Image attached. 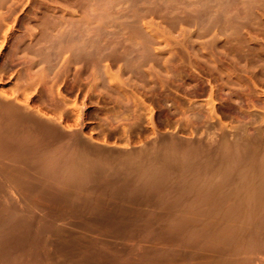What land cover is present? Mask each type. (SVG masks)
Returning a JSON list of instances; mask_svg holds the SVG:
<instances>
[{"label": "rangeland", "instance_id": "374dc122", "mask_svg": "<svg viewBox=\"0 0 264 264\" xmlns=\"http://www.w3.org/2000/svg\"><path fill=\"white\" fill-rule=\"evenodd\" d=\"M0 133V264H264V0H0Z\"/></svg>", "mask_w": 264, "mask_h": 264}, {"label": "bare ground", "instance_id": "6f19581e", "mask_svg": "<svg viewBox=\"0 0 264 264\" xmlns=\"http://www.w3.org/2000/svg\"><path fill=\"white\" fill-rule=\"evenodd\" d=\"M133 51H134V50H133ZM182 56H183V55H182ZM183 60H184V59H183ZM188 60H189V59H188ZM191 60H192V59H191ZM132 62H133V61H132ZM185 62H186V61H185ZM192 62H193V61H192ZM193 65H194V64H193ZM172 69H173V68H172ZM194 69H195V68H194ZM189 71H190V70H189ZM183 74H184V73H183ZM193 74H194V73H193ZM187 76H188V75H187ZM160 78H161V77H160ZM177 78H178V77H177ZM196 79H197V78H196ZM180 80H181V79H180ZM166 84H167V83H166ZM183 92H184V91H183ZM132 100H133V98H132ZM139 101H140V100H139ZM142 103H143V102H142ZM9 104H10V103H9ZM14 106H15V105H14ZM10 110H11V109H10ZM6 111H7V110H6ZM13 112H14V111H13ZM15 113H16V112H15ZM13 114H14V113H13ZM243 114H245V113H243ZM7 116H8V115H7ZM20 116H22V115H20ZM23 116H24V115H23ZM23 116H22V117H23ZM30 117H31V118H30ZM30 117H29L30 120H33L31 115H30ZM25 118H26V117H24V119H25ZM27 119H28V118H26V120H27ZM11 120H12V119H11ZM21 120H23V118H22ZM30 120L28 119L27 121H30ZM35 120H36V119H35ZM7 121H8V120H7ZM16 121H17V123L19 122L20 124H21V122H22V121H20V120H18V119H17ZM27 121H26V122H27ZM34 122H35V121H34ZM136 122H138V121H136ZM136 122H135V123H136ZM5 123H7V122H5ZM12 123H15V121L12 122ZM12 123H11V124H12ZM186 123H187V122H186ZM20 124H18V125L21 126ZM138 124H139V123H138ZM189 124H190V123H189ZM14 125H17V124L15 123ZM133 125H134V124H133ZM4 126H5V125H4ZM4 126H3V127H4ZM25 126H26V125H25ZM27 126H28V125H27ZM35 126H36V123H35ZM134 126H135V125H134ZM11 127H12V125H11ZM139 127H140V126H139ZM14 128H15V127H14ZM17 128H18V126H17ZM21 128H22V127H21ZM26 128H27V127H26ZM131 128H132V127H131ZM141 128H142V127H141ZM19 129H20V128H19ZM19 129H18V130H19ZM36 129H37V128H36ZM136 129H137V127H136ZM2 130H3V129H2ZM29 130H30V129H29ZM12 131H15V132H16L15 129L12 130ZM27 131H28V128H27ZM2 132H4V131H2ZM28 132H29V131H28ZM13 133H14V132H13ZM18 133H19V132H18ZM24 133H25V131H24ZM0 134H1V133H0ZM1 135H2V134H1ZM9 135H11V134H9ZM26 135H28V133H27ZM31 135H32V134H31ZM65 135H66V134H65ZM19 136H20V135H19ZM28 136H29V135H28ZM28 136H27V137H28ZM33 136H34V135H33ZM30 137H31V136H30ZM10 138H11V137H10ZM33 138H34V137H33ZM34 139H36V138H34ZM240 139H241V138H240ZM256 139H257V138H256ZM22 140H23V138H22ZM24 140H25V139H24ZM24 140H23V141H24ZM160 140H161V139H160ZM0 141H1V140H0ZM35 141H36V140H35ZM157 141H158V140H157ZM26 142H27V141H26ZM30 142H32L31 139H30ZM40 142H41V141H40ZM68 142H69V140H68ZM164 142H166V141H164ZM183 142H184V141H183ZM244 142H245V141H244ZM258 142H259V141H258ZM10 143H11V142H10ZM80 143L82 144L83 142L81 141ZM166 143H167V142H166ZM197 143H198V141H197ZM28 144H29V143H28ZM76 144H77V143H76ZM152 144H153V143H152ZM9 145H10V144H9ZM90 145H91V144H90ZM192 145H193V144H192ZM229 145H230V144H229ZM234 145H235V144H234ZM245 145H246V143H245ZM12 146H13V145H12ZM25 146H26V144H25ZM55 146H56V145H55ZM153 146H154V144H153ZM159 146H160V145H159ZM166 146H167V145H166ZM166 146H165V147H166ZM180 146H181V145H180ZM225 146H226V145H225ZM235 146H236V145H235ZM73 147H74V145H73ZM75 147H76V146H75ZM167 147H168V146H167ZM194 147H195V146H194ZM194 147H193V148H194ZM232 147H233V146H232ZM7 148H8V147H7ZM55 148H56V147H55ZM55 148H54V149H55ZM67 148H68V147H67ZM77 148H78V147H77ZM183 148H184V147H183ZM186 148H187V147H186ZM188 148H189V147H188ZM198 148H199V147H198ZM252 148H253V147H252ZM73 149H74V148H73ZM140 149H141V148H140ZM151 149H153V148H151ZM195 149H196V148H195ZM227 149H228V148H227ZM17 150H18V149H17ZM71 150H72V149H70V151H71ZM76 150H77V149H76ZM81 150H82V149H81ZM155 150H156V149H155ZM183 150H184V149H183ZM198 150H200V149H198ZM198 150H197V151H198ZM222 150H224V149H222ZM237 150H238V149H237ZM249 150H251V149L249 148ZM259 150H260V149H259ZM27 151H28V150H27ZM64 151H65V150H64ZM66 151H67V150H66ZM100 151H101V150H100ZM135 151H136V150H135ZM160 151H161V150H160ZM160 151H159V152H160ZM189 151H190V150H189ZM202 151H203V150H202ZM202 151H200V152H202ZM205 151H206V150H205ZM257 151H258V150H257ZM19 152H20V151H19ZM79 152H80V151H79ZM97 152H98V151H97ZM97 152H96V153H97ZM168 152H169V151H168ZM168 152H167V153H168ZM187 152H188V151H187ZM238 152H239V151H238ZM241 152H242V151H241ZM247 152H248V151H247ZM72 153H73V152H72ZM107 153H108V152H107ZM137 153H139V152H137ZM140 153H141V152H140ZM181 153H184V152H181ZM185 153H186V152H185ZM194 153H195V152H194ZM218 153H219V152H218ZM233 153H234V152H233ZM252 153H254V151H253ZM35 154H36V153H35ZM101 154H102V153H101ZM117 154H118V153H117ZM120 154H121V153H120ZM120 154H119V155H120ZM134 154H136V153H134ZM149 154H150V153H149ZM205 154H206V153H205ZM205 154H204V152H203V155H205ZM212 154H213V153H212ZM215 154H216V153H215ZM33 155H34V154H33ZM58 155H60V154H58ZM112 155H113V154H112ZM139 155H140V154H139ZM179 155H180V154H179ZM189 155H190V154H189ZM198 155H199V153H198ZM221 155H222V154H221ZM251 155H252V154H251ZM77 156H78V155H77ZM79 156H80V155H79ZM86 156H87V155H86ZM114 156H115V155H114ZM127 156H128V155H127ZM127 156H125V157H127ZM195 156H196V155H195ZM211 156H212V155H211ZM213 156H214V154H213ZM225 156H226V155H225ZM233 156H234V155H233ZM57 157H58V156H57ZM72 157H73V156H71V158H69V159H72ZM119 157H120V156H119ZM119 157H118V158H119ZM128 157H130V154H129ZM138 157H139V156H138ZM140 157H141V155H140ZM149 157H150V156H149ZM181 157H182V156H181ZM196 157H198V156H196ZM228 157H229V156H228ZM234 157L236 158V156H234ZM58 158H59V157H58ZM75 158H78V157H75ZM81 158H82V157H81ZM184 158H185V156H184ZM231 158H232V157H231ZM231 158H230V159H231ZM251 158H252V157H251ZM256 158H257V157H256ZM59 159H60V158H59ZM120 159H121V158H120ZM158 159H159V158H158ZM190 159H191V158H190ZM210 159H211V158H210ZM210 159H209V160H210ZM44 160H45V159H44ZM66 160H67V159H66ZM73 160H74V158H73ZM76 160H77V159H76ZM76 160H75V161H76ZM90 160H92V158H91ZM126 160H127V159H126ZM136 160H137V159H136ZM153 160H154V159H153ZM185 160H187V159H185ZM188 160H189V159H188ZM193 160H194V159H193ZM204 160H205V159H204ZM204 160H203V161H204ZM223 160H224V159H223ZM232 160H234V159H232ZM246 160H247V159H246ZM60 161H61V160H60ZM77 161H78V160H77ZM79 161H81V160H79ZM79 161H78V162H79ZM88 161H89V159H88ZM88 161H87V162H88ZM133 161H134V160H133ZM142 161H143V160H142ZM183 161H184V160H183ZM189 161H190V160H189ZM191 161H192V159H191ZM205 161H206V160H205ZM221 161H222V160H221ZM42 162H43V161H42ZM57 162L59 163V161H57ZM78 162H77V163H78ZM143 162H144V161H143ZM152 162H153V161H152ZM235 162H236V161H235ZM238 162H239V160H238ZM263 162H264V161H263ZM80 163H81V162H80ZM85 163H86V161H85ZM85 163H84V164H85ZM102 163H103V162H102ZM148 163H149V161H148ZM209 163H210V162H209ZM246 163H247V162H246ZM44 164H45V162H44ZM60 164H61V162H60ZM82 164H83V162H82ZM106 164H107V163H106ZM124 164H125V163H124ZM124 164H123V165H124ZM129 164H130V163H129ZM141 164H142V163H141ZM143 164H144V163H143ZM184 164H185V162H184ZM45 165H46V164H45ZM101 165H102V164H101ZM107 165L109 166V163H108ZM113 165H114V164H113ZM220 165H222V164H220ZM71 166H72V165H71ZM73 166H74V165H73ZM78 166H79V165H78ZM85 166H86V165H85ZM91 166H92V164H91ZM104 166H105V164H104ZM104 166H102V167H104ZM117 166H118V165H117ZM125 166H127V165H125ZM130 166H133V164H131ZM197 166H199V165H197ZM202 166H203V165H202ZM239 166H240V165H239ZM262 166H263V165H262ZM262 166H261V167H262ZM76 167H77V166H76ZM76 167L74 166V168H76ZM87 167H88V166H87ZM92 167H93V166H92ZM97 167H98V166H97ZM147 167H148V166H147ZM147 167H146V168H147ZM149 167H150V166H149ZM177 167H178V166H177ZM181 167H183V166L181 165ZM186 167H187V166H186ZM191 167H192V166H191ZM194 167H196V166H194ZM204 167H205V166H204ZM217 167H218V166H217ZM221 167H222V166H221ZM259 167H260V166H259ZM71 168H72V167H71ZM79 168H80V167H79ZM98 168H99V167H98ZM104 168H106V167H104ZM108 168H109V167H108ZM112 168H114V167H112ZM141 168H142V167H141ZM249 168H250V167H249ZM51 169H52V168H51ZM80 169H81V168H80ZM109 169H110V168H109ZM130 169H132V168L130 167ZM137 169H138V167H137ZM149 169H150V168H149ZM182 169H183V168H182ZM185 169H186V168H185ZM211 169H212V167H211ZM262 169H263V168H262ZM262 169H261V170H262ZM49 170H50V168H49ZM49 170H48V171H49ZM74 170H75V169H74ZM82 170H83V169H82ZM86 170H87V168H86ZM92 170H93V169H92ZM100 170H101V169H100ZM110 170H111V169H110ZM125 170H126V169H125ZM144 170H145V169H144ZM213 170H214V169H213ZM227 170H228V169H227ZM76 171H77V170H76ZM105 171H106V170H105ZM112 171H113V170H112ZM122 171H123V170H122ZM132 171H133V170H132ZM136 171H137V170H136ZM138 171H139V170H138ZM180 171H181V169H180ZM198 171H199V170H198ZM246 171H247V170H246ZM50 172H51V171H50ZM52 172H53V171H52ZM71 172H72V171H71ZM98 172H99V169H98ZM98 172H97V173H98ZM114 172H115V171H114ZM125 172H126V171H125ZM127 172H129V171H127ZM149 172H150V171H149ZM225 172H226V170H225ZM258 172H261V171H258ZM55 173H56V172H55ZM55 173H54L53 175H55ZM79 173H80V171H79ZM110 173H111V172H110ZM117 173H118V172H117ZM131 173H133V172H131ZM139 173H140V172H139ZM146 173H147V172H146ZM155 173H156V172H155ZM178 173H180V172H178ZM193 173H195V172H193ZM226 173H227V172H226ZM107 174H108V173H107ZM182 174H183V173H182ZM185 174H186V173H185ZM191 174H192V172H191ZM212 174H213V173H212ZM69 175H70V174H69ZM76 175H77V174H76ZM88 175H89V174H88ZM122 175H123V174H122ZM122 175H121V176H122ZM124 175H125V177H126V174H124ZM128 175H131V174H128ZM133 175H134V174H133ZM137 175H138V174H137ZM192 175H193V174H192ZM194 175H195V174H194ZM210 175H211V174H210ZM216 175H219V174L217 173ZM225 175H226V174H225ZM225 175H224V176H225ZM233 175H234V174H233ZM260 175H261V174H260ZM55 176H56V175H55ZM83 176H84V175H83ZM85 176H86V175H85ZM119 176H120V174H119ZM197 176H198V175H197ZM202 176H203V175H202ZM237 176H239V175H237ZM237 176H236V177H237ZM256 176H257V175H256ZM262 176H264V173H262ZM262 176H260V177L262 178ZM57 177H58V176H57ZM79 177H80V176H79ZM97 177H98V176H97ZM99 177H100V176H99ZM127 177H128V176H127ZM132 177H133V176H132ZM204 177H205V176H204ZM218 177H219V176H218ZM252 177H253V176H251V179H252ZM80 178L83 179L82 177H80ZM102 178H103V177H102ZM104 178H105V177H104ZM122 178H123V177H122ZM216 178H217V177H216ZM238 178H239V177H238ZM253 178H254V177H253ZM81 179H80V180H81ZM109 179H111V178H109ZM130 179H131V178H130ZM136 179H137V178H136ZM190 179H191V178H190ZM199 179H200V177H199ZM202 179H203V178H202ZM221 179H222V178H221ZM227 179H228V178H227ZM80 180H79V181H80ZM98 180H99V179H98ZM125 180H126V178H125ZM186 180H187V179H186ZM188 180H189V179H188ZM191 180L193 181V179H191ZM256 180H258V177H257ZM261 180H262V181H261ZM261 180H260V181L263 182V184H264V177H263ZM107 181H108V180H107ZM116 181H117V180H116ZM136 181H137V180H136ZM141 181H142V180H141ZM145 181H146V180H145ZM189 181H190V180H189ZM204 181H205V180H204ZM57 182H59V181H57ZM77 182H78V181H77ZM80 182H81V181H80ZM83 182H84V181H83ZM95 182H96V181H95ZM95 182H94V183H95ZM117 182H118V181H117ZM137 182H138V181H137ZM182 182H183V181H182ZM200 182H201V180H200ZM214 182H215V181H214ZM261 182H260V183H261ZM63 183H64V182H63ZM90 183H92V182H90ZM102 183H103V182H102ZM104 183H105V182H104ZM108 183H109V182H108ZM108 183H107V184H108ZM215 183H216V182H215ZM223 183H224V182H223ZM245 183H246V182H245ZM248 183H250V182L248 181ZM105 184H106V183H105ZM112 184H113V183H112ZM182 184H183V183H182ZM211 184H212V183H211ZM235 184H236V183H235ZM85 185H86V184H85ZM103 185H104V184H103ZM109 185H110V183H109ZM123 185H124V184H123ZM136 185H137V184H136ZM146 185H147V184H146ZM261 185H262V184H261ZM90 186H91V185H90ZM97 186H98V185H97ZM105 186H106V185H105ZM110 186H111V185H110ZM112 186H113V185H112ZM141 186H142V185H141ZM178 186H179V185H178ZM199 186H200V185H199ZM235 186H236V185H235ZM246 186H247V185H246ZM119 187H121V185H120ZM122 187H123V186H122ZM125 187H126V186H125ZM130 187H131V186H130ZM211 187H212V186H211ZM128 188H129V187H128ZM143 188H144V186H143ZM149 188H150V187H149ZM180 188H181V187H180ZM219 188H220V187H219ZM263 188H264V185H263ZM101 189H102V188H101ZM111 189H112V188H111ZM113 189H114V188H113ZM236 190H237V189H236ZM98 191H99V190H98ZM113 191H115V190H113ZM207 191H208V190H207ZM111 192H112V191H111ZM111 192H109V193H111ZM198 192H199V191H198ZM214 192H217V187H216V191H214ZM214 192H213V193H214ZM120 193H121V192H120ZM147 193H148V192H147ZM203 193H205V192H203ZM207 193H208V192H207ZM209 193H210V192H209ZM218 193H219V192H218ZM218 193H215V194H218ZM228 193H229V192H228ZM263 193H264V192H263ZM100 194H101V193H100ZM102 194H103V193H102ZM130 194H131V193H130ZM175 194H176V193H175ZM198 194H199V193H198ZM225 194H226V193H225ZM225 194H224V195H225ZM250 194H251V193H250ZM252 194H253V193H252ZM103 195H106V194H103ZM116 195H117V194H116ZM160 195H161V194H160ZM201 195H202V194H201ZM203 195H204V194H203ZM227 195H228V194H227ZM253 195H254V194H253ZM194 196H195V195H194ZM217 196H219V194H218ZM231 196H232V195H231ZM108 197H109V196H108ZM210 197H211V196H210ZM250 197H251V196H250ZM253 197H254V196H253ZM120 198H121V197H120ZM132 198H133V197H132ZM132 198H131V199H132ZM146 198H147V197H146ZM215 198H216V197H215ZM229 198H230V197H229ZM240 198H241V197H240ZM240 198H239V199H240ZM114 199H115V198H114ZM141 199H142V198H141ZM182 199H183V198H182ZM218 199H219V198H218ZM247 199H248V198H247ZM253 199H254V198H253ZM179 200H181V199H179ZM194 200H195V199H194ZM205 200H206V199H205ZM226 200H227V199H226ZM235 200H236V199H235ZM240 200H241V199H240ZM128 201H129V200H128ZM218 201L220 202V200H218ZM224 201H225V200H224ZM224 201H223V202H224ZM121 202H122V201H121ZM226 202H227V201H226ZM226 202H225V203H226ZM244 202H246V201H244ZM244 202H243V203H244ZM248 202H249V201H247V203H248ZM125 203H126V202H125ZM129 203H130V202H129ZM132 203H133V202H132ZM145 203H146V202H145ZM180 203H181V202H180ZM216 203H217V202H216ZM229 203H230V202H229ZM127 204H128V203H127ZM235 204H236V203H235ZM229 205H231V204H229ZM249 205H250V204H249ZM261 205H262V204H261ZM245 206H247L246 203H245ZM211 207H212V206H211ZM248 207H249V206H248ZM131 209H132V208H131ZM217 209H218V208H217ZM246 209H247V208H246ZM226 210H227V209H226ZM80 211H81V210H80ZM128 211H129V210H128ZM217 211H218V210H217ZM131 213H132V212H131ZM218 214H219V213H218ZM103 215H104V214H103ZM107 215H108V214H107ZM257 215H258V214H257ZM81 216H82V215H81ZM105 216H106V215H105ZM105 216H104V217H105ZM126 216H127V215H126ZM139 216H140V215H139ZM230 216H231V215H230ZM95 217H96V216H95ZM115 217H116V216H115ZM228 217H229V216H228ZM111 218H113V217H111ZM123 218H124V217H123ZM180 219H182V218H180ZM185 219H186V218H185ZM248 219H249V218H248ZM258 219H259V218H258ZM93 220H94V219H93ZM115 220H116V219H115ZM228 221H229V220H228ZM119 222H120V220H119ZM125 222H126V221H125ZM129 222H130V221H129ZM129 222H128V223H129ZM137 222H138V221H137ZM144 223H145V222H144ZM232 223H233V222H232ZM253 223H254V222H253ZM14 224H16V223H14ZM139 224H140V223H139ZM146 224H147V223H146ZM3 225H4V224H3ZM130 225H131V224H130ZM134 225H135V224H134ZM137 225H138V224H137ZM180 225H181V224H180ZM194 225H195V224H194ZM93 226H94V225H93ZM93 226H92V227H93ZM198 226H199V225H198ZM97 227H99V226H97ZM148 227H149V226H148ZM186 227H187V226H186ZM186 227H185V228H186ZM199 227H200V226H199ZM199 227H198V228H199ZM247 227H248V225H247ZM262 227H264V226H262ZM262 227H261V228H262ZM89 228H91V227H89ZM150 228H151V227H150ZM190 228H191V227H190ZM221 229H222V228H221ZM242 229H243V228H242ZM246 229H247V228H246ZM252 229H253V228H252ZM257 229H258V228H257ZM257 229H256V230H257ZM262 229H263V228H262ZM100 230H102V229L100 228ZM188 230H189V229H188ZM200 230H201V229H200ZM204 230H205V229H204ZM243 230H244V229H243ZM247 230H248V229H247ZM250 230H251V227H250ZM263 230H264V229H263ZM110 232H112V231H110ZM181 232H182V230H181ZM198 232H199V231H198ZM232 232H233V231H232ZM194 233H195V232H194ZM215 233H216V232H215ZM223 233H224V232H223ZM4 234H5V233H4ZM8 234H10V233H8ZM14 234H15V233H14ZM153 234H154V233H153ZM206 234H207V233H206ZM216 234H217V233H216ZM246 234H247V233H246ZM248 234H250V233H248ZM252 234H253V233H252ZM222 235H223V234H222ZM226 235H227V234H226ZM239 235H240V234H238V236H239ZM255 235H257V234H255ZM259 235H260V234H259ZM7 236H8L9 238L12 237V236H9V235H7ZM16 236L20 237V235L18 234V235H15V237H13V238L15 239ZM153 236H154V235H153ZM189 236H190V235H189ZM242 236H243V234H242ZM257 236H258V235H257ZM261 236H262V234H261ZM8 237H7V238H8ZM37 237H39V236H37ZM135 237H136V236H135ZM135 237H134V238H135ZM219 237H220V236L218 235L217 238H219ZM244 237H245V236H244ZM249 237H250V236H249ZM249 237H248V240L250 239V242H252L253 245H255L254 243H256L257 240H256L255 238H252V237L249 238ZM259 237H260V236H259ZM41 238H42V237H41ZM167 238H168V237H167ZM223 238L225 239V237H223ZM223 238L220 239L221 241H219V240H218V241H219V242H222V241H223V240H222ZM37 239H38V238H37ZM137 239H138V238H137ZM142 239H143V238H142ZM142 239H141V240H142ZM193 239H194V238H193ZM227 239H229V238L227 237L226 240H227ZM5 240H6V239H5ZM149 240H150V239H149ZM189 240H190V239H189ZM254 240H255V242H253ZM144 241H145V240H144ZM61 242H62V241H61ZM78 242H79V241H78ZM164 242H165V241H164ZM169 242H170V241H169ZM228 242H229V241H228ZM228 242L226 241V243H228ZM250 242H249V243H250ZM63 243H64V242H63ZM79 243H80V242H79ZM160 243H162V241H161ZM217 243H218V242H217ZM222 243H224V242H222ZM245 243H247V242L245 241ZM249 243H248V246H249V245H252V243H250V244H249ZM259 243H260V242H258V244H259ZM261 243H262V242H261ZM164 244H165V243H164ZM170 244H171V243H170ZM204 244H205V243H204ZM208 244H209V243H208ZM219 244H221V243H219ZM233 244H234V245H237V244H235V243H233ZM206 245H207V244H206ZM222 245H223V244H221L220 246H222ZM228 245H230V244H228ZM175 246H176V245H175ZM203 246H204V245H203ZM209 246H210V245H209ZM220 246H218V248H219ZM224 246H225V245H224ZM226 246H227V245H226ZM226 246H225V247H226ZM244 246H245V245H244ZM244 246H241L240 244H238V245L236 246L237 249H236V247H234V250H233V251H235L236 254H234L233 252L229 253L230 258H231V256H233V257L236 256V259H237V256L240 255L241 253H243L245 249L248 250L249 247L246 248V247H244ZM204 247H205V246H204ZM225 247H224V248H225ZM227 247H228V246H227ZM231 247H232V246H231ZM254 247H255V246H254ZM257 247H259V246H257ZM257 247H256V248H257ZM260 247H261V246H260ZM213 248H214V247H213ZM213 248H212V249H213ZM251 248H252V247H251ZM256 248H255V250H256ZM62 249H63V248H62ZM89 249H90V248H89ZM188 249H189V248H188ZM219 249H220V248H219ZM260 249H261V248H260ZM6 250H7V248H6ZM221 250H223V249L221 248ZM257 250H258V249H257ZM201 251H202V250H201ZM263 251H264V250H263ZM88 252H89V250H88ZM97 252H98V251H97ZM245 252H246V251H245ZM249 252H250V248H249ZM249 252H248V254H251V252H253V251H251L250 253H249ZM73 253H74V252H73ZM232 253H233V254H232ZM256 253H257V252H256ZM142 254H143V253H142ZM224 254H225V252H224ZM224 254H223V256H224ZM226 254H228V253L226 252ZM244 254H245V253H244ZM67 255H68V254H67ZM242 255H243V254H242ZM252 255H253V254H252ZM0 256H1V255H0ZM187 256H188V255H187ZM223 256H222L221 254H218V257H219V258H221V257L224 258ZM229 256H228V258H229ZM245 256L248 257L247 254H246ZM138 257H139V256H138ZM141 257H142V256H141ZM148 257L150 258V256H148ZM175 257H176V256H175ZM195 257H196V256H195ZM233 257H232V258H233ZM253 257H254V256H253ZM222 258H221V259H222ZM225 258H226V257H225ZM232 258H231L230 260H232ZM67 259H68V258H67ZM87 259H88V257H87ZM92 259H93V258H92ZM168 259H169V258H168ZM176 259H177V258H176ZM221 259H220V260H221ZM248 259H249V258H248ZM248 259H246V260H248ZM258 259H259V258H258ZM82 260H83V259H82ZM143 260H144V258H143ZM149 260H150V259H149ZM222 260H223V259H222ZM227 260H228V259H227ZM262 260H263V259H262ZM72 261H73V260H72ZM216 261H218V260H216ZM228 261H229V260H228ZM243 261H244V260H243ZM243 261H242L241 263H245V262H243ZM252 261H253V260H252ZM263 261H264V260H263ZM81 262H82V261H81ZM234 262H235V261H234ZM234 262H233V263H234ZM69 263H70V262H69ZM73 263H74V262H73ZM73 263H72V264H73ZM103 263H104V262H103ZM228 263H229V262H228ZM230 263L232 264L231 261H230ZM235 263H236V262H235ZM247 263H248V262H247ZM216 264H218V263L216 262ZM220 264H221V263H220ZM249 264H250V263H249ZM260 264H262V263H260Z\"/></svg>", "mask_w": 264, "mask_h": 264}]
</instances>
